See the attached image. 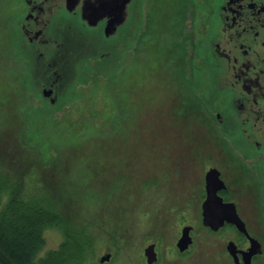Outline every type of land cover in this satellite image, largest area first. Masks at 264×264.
<instances>
[{"label":"rangeland","instance_id":"374dc122","mask_svg":"<svg viewBox=\"0 0 264 264\" xmlns=\"http://www.w3.org/2000/svg\"><path fill=\"white\" fill-rule=\"evenodd\" d=\"M157 17L159 20L154 21L159 25L158 30L163 31L165 21L160 15ZM152 29L154 33L157 31ZM172 29L170 26L164 33L168 37L167 40L164 38L167 47L160 38L149 43L152 37L147 30L141 31L143 35H140L133 55L122 57L118 53L117 62L127 58L123 67L129 64V69L113 83H107L104 74L87 79L83 73L70 84L65 98L69 101L67 105L86 95L80 89L85 82L92 83L91 96L102 93L113 107L124 102L122 107L115 108L120 112L113 114L105 130L87 124L89 118L97 119L93 118L97 113L94 106H50L33 91L34 88L28 92L31 96L27 95L31 86L28 83L26 94H18V80L8 73L11 61L4 63L5 60L0 59V167L14 177L11 178L12 190L0 185V214L4 209V219L15 220L10 216L13 213V189L18 192L21 202L52 211L56 218L54 224L44 230L45 244L39 257L49 254V261L54 264H97L98 248L116 243L126 250L114 264H139L141 261L133 255L144 247L147 233L149 238L161 234L165 247L173 246L178 228L171 201L178 199L182 204L184 192L197 186V151L210 150L214 136L207 118L205 122L187 106L179 105L185 97L184 103L192 106L187 94L180 96L183 85L180 87L174 82L186 83L188 79L178 72L177 65L185 66L191 49V32L194 31L184 24L183 41L174 36ZM0 37L6 38L3 33ZM5 47L14 48L11 44L0 46V57ZM120 50L124 54L127 52ZM91 59L84 54L82 67ZM93 62L99 67L103 63ZM78 80L84 82L78 85ZM192 85L196 86L195 83ZM33 98L35 100H31ZM78 109L88 116L79 114ZM102 130L110 135L104 136ZM182 159L180 174L173 182L166 180L165 170L177 166ZM144 177H152V180L145 184L141 180ZM86 185L95 197L102 192L97 208L90 206L88 214L83 211L85 199L81 193V187ZM68 190L72 192L68 193ZM72 196L78 201H71ZM98 205L104 215L99 213ZM85 214L96 220L83 219ZM196 229L200 247L194 256L170 261L163 249V252L160 250L161 264H215L213 248L218 239L208 238L201 223ZM62 251L65 254L57 255Z\"/></svg>","mask_w":264,"mask_h":264},{"label":"flooded vegetation","instance_id":"af4514ba","mask_svg":"<svg viewBox=\"0 0 264 264\" xmlns=\"http://www.w3.org/2000/svg\"><path fill=\"white\" fill-rule=\"evenodd\" d=\"M0 9L5 16L0 27L6 37L2 40V45L10 46L12 43L13 55H16L15 47L21 42L20 38L27 40L30 46L38 47L40 51L43 48L45 51L46 47L57 43L58 34L67 32L73 37L81 34L93 44L116 46L118 53L122 52L121 48L126 50L129 47V53L121 54L126 57L133 55L136 50L139 36L143 35L141 31L155 27L157 31L151 36L153 41L160 38L167 47L165 39L168 37L164 35L166 29L172 26L174 36L185 41L183 28L187 23L188 28L194 32H191V49L186 63L188 67L196 66L197 74L202 72V68L207 71L204 87L206 93L198 85L193 96H189L185 88L181 89L180 96L182 98L188 93L189 102L194 106L193 114H198L205 122V118L208 119L214 136L213 147L203 152L200 149L197 151V186L184 192L182 204L178 199L171 201V211L176 213L174 218L178 228L173 246L165 247L163 235L149 238L147 233L144 247L135 251L133 256L141 261L139 264H149L145 249L154 245L156 261L152 264H161L163 249L170 261L190 258L200 247L196 228L201 223L207 237L217 238L219 241L214 242L215 264H264V0H0ZM159 15L165 21L163 31L158 30L159 25L154 21L159 20ZM118 19L121 23L116 26L114 33L106 36L108 24ZM5 48L7 50H3V56L0 57L5 60L4 63L11 58L9 48ZM43 56L46 57L45 53ZM104 56L105 53H102L100 59ZM15 57L19 61V68L13 73L17 75L19 93L26 94L24 66L27 59L17 55L13 56ZM181 73L189 80L192 77L191 70ZM50 74L55 75L56 72L51 71ZM54 83L55 81L53 86ZM91 84L85 82L81 85L80 89L86 93L81 99L63 106H94L97 113L93 118L97 119L89 118L87 124L105 130L113 114L120 112L116 110L120 106H111L102 93L91 96ZM45 86L46 84H41L42 89ZM27 95L31 96L28 92ZM183 100L186 102L185 97ZM183 100L179 105L189 106ZM19 108L21 109L20 106ZM79 110V114L88 116L86 112L81 113ZM182 161L183 159L177 166L165 170L166 180L173 182L175 176L180 174ZM176 167L177 174L174 171ZM211 169L218 172L222 181L221 188L217 191L218 197L223 203L236 207L237 215L245 223L247 233L230 222H225L217 231L203 225L202 206L208 195L205 177ZM0 175L6 177L7 181V184L0 185L11 190V178L14 177L9 176L1 167ZM23 178L25 183V177ZM141 180L147 184L152 177ZM173 186L176 187L175 182ZM84 188L89 189V186ZM85 201L83 211L88 214L89 207L97 208L96 205L101 200L94 198ZM98 207L101 213V205ZM87 214L83 219L86 217L91 221L96 220L90 219ZM185 227L192 228L191 244L182 251L178 247V241ZM251 239L258 247L256 253L249 255ZM230 243L234 245L229 247ZM95 249L96 247L93 250ZM98 250L100 255L95 258L97 264H114L126 248L114 243L101 246ZM103 258L108 259L102 262Z\"/></svg>","mask_w":264,"mask_h":264},{"label":"water","instance_id":"95a60500","mask_svg":"<svg viewBox=\"0 0 264 264\" xmlns=\"http://www.w3.org/2000/svg\"><path fill=\"white\" fill-rule=\"evenodd\" d=\"M4 18L5 16L0 9V27ZM120 23V19L111 21L105 29V35L110 36L111 34H113L116 30V26ZM152 28L153 26H151V30L147 29L148 32H146L150 37L154 33ZM1 29L0 34L2 33ZM138 29H140V24ZM67 34V32L58 34L57 43L55 42L51 47H46L45 51L43 50V48L40 51L38 47L30 46L28 41H24L23 38H20L21 42L18 43L15 47L16 55L20 58L24 57L27 59V63L24 66V88L26 89L28 86L26 85V83L30 84L31 86L28 87L27 92L31 91L30 88H34L33 91L38 92V95L41 97V99L50 104V106H63V104L69 102L65 101V98H67L70 84L75 83L79 75L82 76L83 73H85V76H87L88 72H83V68L85 67H82V59L84 54L88 55L92 59H95L99 56V54L101 55L102 53H105V56L102 59V65L105 67H110L112 64L117 62L118 58V48L116 46H111L109 44H93L85 40V38L81 34L75 37ZM2 40H4L3 37H0V46H2ZM149 43H153V37ZM10 44L12 45V43ZM57 44L59 45L57 46ZM128 48L129 47H127L126 49ZM13 49L14 48H9V55L11 57V65H9V70L10 74L17 79V75L13 73V71H17V69L19 68V61L16 57L13 58V56H16L13 55ZM98 50H101V52L98 53ZM43 53H45L46 57L43 56ZM120 54L123 55L122 52H120ZM203 67L208 68L204 65ZM177 68L178 72H187L191 70L192 77L190 80L189 78L185 80L186 83H183L184 81L179 82V80L175 81L174 84L179 85L180 87H182L183 85V90L185 88V91L190 94L189 95L187 93V95L189 96H193L194 91H196L197 87H199L198 85H201L202 92L206 93L204 87L206 85L205 81L207 80V71L205 69L202 68L203 73L201 72L200 74H197L198 69L196 68V66L191 65V67H188L187 63L182 67L177 65ZM51 71L56 72V74H50ZM171 79L174 80L175 78L171 76ZM199 80L201 81L200 83ZM53 81H55L54 86ZM82 82L83 81L78 80V85ZM42 83L46 84L44 89L41 88ZM193 83H195L196 86L193 87ZM54 90H56V93ZM18 94L20 93L18 92ZM9 96H11V94H9ZM15 117L19 120L18 115H15ZM16 137L18 138V136ZM22 138L23 137H21L20 141L23 143ZM24 145L26 146V144ZM42 162L44 163V161ZM205 179L208 195L202 206L203 225L211 228L214 231H217L225 224V222H230L236 225L240 231L247 233V231L245 230V223L237 215L236 207L232 204L223 203L217 195V191L221 188L220 182H222L219 179L218 172L214 169H211L206 174ZM191 229V227L183 228L182 237L178 241V247L182 251L187 249L191 244ZM251 241L252 244L251 249L248 253L249 255L256 253V248L258 247L255 241H253L252 239ZM233 245L234 244L230 243L229 247H232ZM145 253L148 258L149 264H152L156 261L154 245L148 246L145 249ZM107 259L108 258H103L102 262ZM0 264L2 263L0 262Z\"/></svg>","mask_w":264,"mask_h":264},{"label":"trees","instance_id":"16d2710c","mask_svg":"<svg viewBox=\"0 0 264 264\" xmlns=\"http://www.w3.org/2000/svg\"><path fill=\"white\" fill-rule=\"evenodd\" d=\"M126 50L127 53H129V48ZM101 55L99 54L97 58L93 60L91 59L89 63L83 64L85 67L83 68V72H88L86 76L87 79H89L88 77L92 78L93 75V78H97V75L102 73L107 78V83L111 84L119 76L124 75L128 71L129 64L127 67H123L124 63L127 62V58L123 59L121 63L115 62L110 67L108 66L107 69L105 66H102L103 63H100L99 67V64H95L93 61L103 62V58L100 59ZM107 90L106 92H108ZM111 91H113V89H111ZM116 91L117 90H115V92ZM122 104L124 105V102H121L120 107H122ZM55 107L58 108V106ZM187 107L194 112V106ZM106 132H103L104 136L110 135V132ZM5 178L6 177L0 175V184H7ZM13 187L14 186L12 185L11 188ZM59 188H61V186H59ZM81 190L85 200H91L94 198L99 200L102 199L100 197L102 192L98 193L99 197H95L96 195L88 189L81 187ZM67 192L69 193L72 191L68 190ZM70 199L71 201H78L75 196H72ZM85 200L82 202L83 208L84 204L87 202ZM11 203L13 205V213L10 214V216H13L12 218L15 220L8 221L4 219V209H2V213L0 214V262L2 264H54L52 261H49V254L46 257H39V254L43 250V246L45 244L43 236L44 230L47 226L54 224L53 221L56 216L52 214V211L47 210L40 205L35 206L21 202L18 200V192L14 189L12 191ZM56 224L57 223H55V225ZM64 252L65 251H62L57 255L60 256L65 254Z\"/></svg>","mask_w":264,"mask_h":264},{"label":"bare ground","instance_id":"6f19581e","mask_svg":"<svg viewBox=\"0 0 264 264\" xmlns=\"http://www.w3.org/2000/svg\"><path fill=\"white\" fill-rule=\"evenodd\" d=\"M172 44V43H171ZM180 61V60H179Z\"/></svg>","mask_w":264,"mask_h":264}]
</instances>
